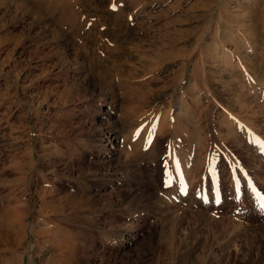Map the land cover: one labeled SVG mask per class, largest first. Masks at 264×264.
<instances>
[{
	"label": "rangeland",
	"instance_id": "1",
	"mask_svg": "<svg viewBox=\"0 0 264 264\" xmlns=\"http://www.w3.org/2000/svg\"><path fill=\"white\" fill-rule=\"evenodd\" d=\"M262 205L264 0H0V264H264Z\"/></svg>",
	"mask_w": 264,
	"mask_h": 264
},
{
	"label": "crops",
	"instance_id": "2",
	"mask_svg": "<svg viewBox=\"0 0 264 264\" xmlns=\"http://www.w3.org/2000/svg\"><path fill=\"white\" fill-rule=\"evenodd\" d=\"M37 202V201H36ZM33 205V203H32ZM44 192L42 198L37 202V207L39 209H42L40 213L44 214ZM35 223L33 222H28V221H22L18 222L16 219L13 217H8L7 221L4 222V238L5 239H13L15 240H24V243H18L20 245V249L23 250V253H26L28 255L29 260L28 264H44V238L45 240H57L60 241L61 239L64 240L65 234H66V226L64 223V216H57V218L53 221L52 223L48 226L49 228L44 229V226L46 223H44V215H41L40 217H36L34 219ZM8 222V223H6ZM21 223V224H20ZM24 224V225H23ZM22 225V226H21ZM21 227H23L21 229ZM44 230L46 231L44 235ZM101 229L100 231H102ZM75 232V231H74ZM125 232V231H122ZM79 236H81V240L85 241L91 236L87 235L86 232L84 231L80 232L77 231ZM109 234L112 236V234L109 231ZM55 237V238H54ZM30 239V240H35L36 243L30 242V243H25V239ZM108 237H105L103 235H100L96 237L97 241H105V245H108L111 247L113 244L111 243L112 239L106 240ZM113 238V237H111ZM110 240V241H109ZM6 246V244H4ZM115 245V244H114ZM15 246H17V242L15 243ZM11 250H19L16 247L12 248ZM61 257L60 255H58ZM5 253H0V259L3 261H7L8 259L6 258ZM64 259V257H63Z\"/></svg>",
	"mask_w": 264,
	"mask_h": 264
},
{
	"label": "bare ground",
	"instance_id": "3",
	"mask_svg": "<svg viewBox=\"0 0 264 264\" xmlns=\"http://www.w3.org/2000/svg\"><path fill=\"white\" fill-rule=\"evenodd\" d=\"M214 48L216 49V50H218V45H214ZM213 48V49H214ZM221 52V51H220ZM223 53V54H222ZM220 55L221 56H217V58H220L221 59V61H226L227 60V56L229 55L228 54V52H225V51H223ZM214 60V59H213ZM217 60V59H216ZM233 68V67H232ZM191 77V76H190ZM260 84V83H259ZM187 85H191V83H190V81H188L187 83H186V86ZM185 86V87H186ZM263 86V85H262ZM191 87H193V86H190V88ZM260 88V87H259ZM262 88V87H261ZM253 90V89H252ZM256 92H257V90H256ZM161 97H165V95H163V96H161ZM160 97V98H161ZM183 98V97H182ZM237 98H239V97H237ZM163 99V98H162ZM240 101V100H239ZM239 101H237V102H239ZM182 102H183V99H181V100H179V103H178V105H176L175 107H176V109L179 107V106H182L183 104H182ZM110 104V103H109ZM240 107H239V111H238V114L240 115V116H242V117H245L246 118V122H247V124L249 123V125L251 126V127H253L255 130H258V127H257V125L255 124L256 123V121H254V120H256L255 118H260V115H262L261 114V112L259 111V110H254V109H251L250 107H249V109H250V111L249 110H247V111H249L250 113H249V115L248 114H246L244 111H245V109H246V104L245 103H241L240 102ZM112 106V105H111ZM186 106V105H185ZM263 106V104L262 105H260V107H262ZM238 107V106H237ZM190 108V107H189ZM255 108V107H254ZM257 108H259V107H257ZM263 108V107H262ZM182 109V108H181ZM181 109H177V111H180ZM186 109V107L184 108V110ZM111 110V109H110ZM186 111V110H185ZM189 111V110H188ZM176 113V112H175ZM177 114V113H176ZM182 114V113H181ZM186 115V114H185ZM189 116V115H188ZM232 116V115H231ZM263 116V115H262ZM189 117H191L192 118V116H189ZM185 118V117H184ZM187 118V117H186ZM190 118V119H191ZM236 119V118H235ZM189 120V119H188ZM196 120V119H195ZM198 120V119H197ZM230 120V119H229ZM185 123V122H184ZM196 124V123H195ZM198 124V123H197ZM225 124V123H224ZM187 125V124H186ZM226 126V125H225ZM229 128V127H228ZM240 129V128H239ZM198 130H199V128H198ZM249 130V129H248ZM192 131H193V129H192ZM197 131V130H196ZM101 135H102V133H100ZM103 134H104V132H103ZM105 134H107V133H105ZM191 134H192V132H191ZM100 136V135H99ZM102 143H104L103 145L101 144V147L102 148H106L105 146H109V145H111V142H114V140H117L116 138H114V137H111V136H109V133H108V135L106 136V137H104L103 138V136H102ZM103 140H104V142H103ZM196 141H197V138H196ZM108 150V149H107ZM116 159H119V157L115 154V155H113L111 158L109 157V160H116ZM105 161H108V159H106ZM190 162H192V161H190ZM189 162V163H190ZM188 163V164H189ZM15 166V165H14ZM14 166H13V168H14ZM16 166H17V164H16ZM15 166V168H17ZM116 167V166H115ZM114 167V168H115ZM112 168H113V166H112ZM118 168V167H117ZM188 168V167H187ZM186 168V169H187ZM191 168V167H190ZM115 170V169H114ZM117 170V169H116ZM16 171H17V169H16ZM21 171V170H20ZM19 171V172H20ZM115 172L116 171H110V173L107 175V179L106 180H109V179H111V178H113L112 177V175L113 174H115ZM187 172H189V171H187ZM187 172H185V174H188ZM117 173V172H116ZM111 175V176H110ZM122 180V179H121ZM119 181H120V178H119ZM122 182V181H121ZM140 186V185H139ZM146 186V185H145ZM145 186H143L141 189H138V190H136L135 192H134V196L136 197V198H139V197H143V196H145V195H147V194H149V192L147 193L146 191H145ZM147 187V186H146ZM132 197V196H131ZM148 197H150V195H148ZM152 197V196H151ZM180 198V197H179ZM134 199V198H133ZM177 199V198H176ZM58 201V203H59V200H57ZM55 201H53V203H54ZM158 202V201H157ZM23 208V207H22ZM168 212V211H167ZM14 213H16V212H14ZM12 216H14V215H12ZM23 217V216H22ZM22 219V218H21ZM177 219V218H176ZM180 219V218H179ZM181 220V219H180ZM183 221V220H182ZM6 223H8V222H6ZM175 222L174 221H172L170 224L168 223H166L165 225H164V223L162 224V223H160L159 224V227H158V232H162L165 228L167 229V231H169L170 232V234L172 235V237H176V239H178L177 238V235H179V234H177L176 233V229H177V223H176V225L174 224ZM179 223L180 222H178V225H179ZM9 224V223H8ZM21 224V223H20ZM130 225L132 224V223H129ZM181 224V223H180ZM24 225V224H23ZM22 226V225H21ZM125 226H127V224L125 225ZM124 226V227H125ZM129 226V225H128ZM133 226V225H132ZM189 226V225H188ZM123 227V228H124ZM131 227V226H130ZM141 227V226H140ZM134 228V227H133ZM181 228V227H180ZM237 228V227H236ZM236 228H235V230H236ZM122 229V228H121ZM127 229H128V227H127ZM165 229V230H166ZM179 229V228H178ZM182 229V228H181ZM210 229V228H209ZM234 229V228H233ZM238 229V228H237ZM134 230V229H133ZM189 230V229H188ZM211 230V229H210ZM168 232V233H169ZM180 233V235H181V231L179 232ZM190 233V232H189ZM119 234V233H118ZM125 234H127L126 232H122V235L124 236ZM136 234V233H135ZM182 234H184V232L182 233ZM186 234H188V233H186ZM161 235V234H160ZM163 236V235H162ZM161 236V237H162ZM183 237V236H182ZM181 237V238H182ZM187 237V236H186ZM197 237V236H196ZM195 237V238H196ZM204 237V236H203ZM55 238V237H54ZM168 238V237H167ZM184 238L185 237H183V240H184ZM192 238H193V236H192ZM205 238V237H204ZM203 238V239H204ZM164 239V238H163ZM194 239V238H193ZM208 239V238H207ZM124 240V239H123ZM179 240V239H178ZM188 240V239H187ZM196 240V239H195ZM198 240V239H197ZM127 241V240H126ZM165 241V240H164ZM200 241H201V239H200ZM53 242V241H52ZM128 242V241H127ZM187 242H189V241H187ZM194 243H196V242H194ZM193 243V244H194ZM182 244V243H181ZM189 244V243H188ZM187 243H186V246L188 245ZM192 244V243H191ZM198 244H200V243H198ZM205 245V244H204ZM204 245H201V246H203L204 247ZM176 246H177V244H176ZM179 246V245H178ZM192 246V245H191ZM196 246H198L197 244H196ZM195 246V247H196ZM183 247V246H182ZM188 247V246H187ZM211 247V246H210ZM218 247H219V245H218ZM179 248V247H178ZM189 249H190V247H188L187 248V251H189ZM216 249V248H215ZM215 249H214V252H215ZM219 249H221V247H219ZM192 251H193V249H191ZM190 250V251H191ZM218 250V249H217ZM185 254V253H184ZM210 254V253H209ZM177 257V256H176ZM188 258V257H187ZM216 263V262H215Z\"/></svg>",
	"mask_w": 264,
	"mask_h": 264
},
{
	"label": "snow or ice",
	"instance_id": "4",
	"mask_svg": "<svg viewBox=\"0 0 264 264\" xmlns=\"http://www.w3.org/2000/svg\"><path fill=\"white\" fill-rule=\"evenodd\" d=\"M262 206H264V205H262Z\"/></svg>",
	"mask_w": 264,
	"mask_h": 264
}]
</instances>
